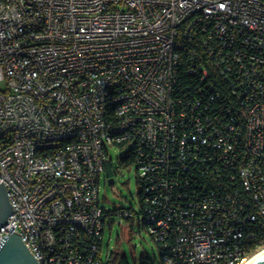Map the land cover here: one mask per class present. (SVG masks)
Instances as JSON below:
<instances>
[{
	"label": "built area",
	"instance_id": "2783aa9c",
	"mask_svg": "<svg viewBox=\"0 0 264 264\" xmlns=\"http://www.w3.org/2000/svg\"><path fill=\"white\" fill-rule=\"evenodd\" d=\"M198 32L239 79L242 155L224 132L232 125L210 136L200 101L190 116L177 109L179 41ZM112 149L119 163L133 156L150 194L147 233L175 236L152 264L246 261V226L264 223V0H0V183L11 208L0 237L13 227L38 264H104L99 187ZM210 163L236 169L251 214L236 197L187 196L184 177Z\"/></svg>",
	"mask_w": 264,
	"mask_h": 264
},
{
	"label": "trees",
	"instance_id": "16d2710c",
	"mask_svg": "<svg viewBox=\"0 0 264 264\" xmlns=\"http://www.w3.org/2000/svg\"><path fill=\"white\" fill-rule=\"evenodd\" d=\"M203 39L204 36L202 33L198 32L194 34L192 40L181 38L179 41L180 46L177 50L179 63L174 98L182 100V104L178 105L177 109L184 107L187 115L190 116L187 110L188 106L194 104L196 101H200L201 106L194 111V114H200L202 123L205 126H209L210 136L214 138L215 130L216 132L222 131L226 125H232L234 128L232 133L227 130H224V132H227L228 138L234 137L237 134L236 140L239 139L240 155H242L244 151V121L240 114L242 100L238 99V93H234L235 86L239 85V79L231 73H227V77H225V74H222V68L217 66V51L208 53L210 47H212L210 46L212 41L203 45ZM203 69L206 70L207 75L206 78L203 77L201 79ZM132 157L131 154H128L125 160H122L120 163L123 165L121 167H130L134 161ZM206 169L208 170L207 172H202L201 168H199L191 176H188V178L187 175L184 177L185 182H182V184L189 183L184 189L190 199H202L209 194H213L219 198L226 196L236 197L240 199V213L248 216L254 211L249 196L241 188L236 169H232L229 166L223 169L221 163L214 165L210 163ZM190 179H192V183ZM137 184L140 186V218L138 219L140 221L138 231L144 230L147 233L145 223L146 217L150 215V210L149 208H144V199L150 194L144 191L142 186L143 182L137 179ZM172 185L175 186L174 184ZM175 187L173 195L176 196V192H179L183 187L180 183ZM114 212L116 211L104 210L106 218L114 215ZM107 224H110V222H107ZM260 224H262L260 227H255V225L246 226L248 232H246L242 239L241 245L248 258L264 248V223L260 222ZM147 234L158 250L159 261L157 263H159L169 255V248L175 244V236L173 232H169L164 240L159 243L154 242L151 234ZM108 257L104 264H127L125 258H119L116 253H110ZM145 264L152 263L147 262Z\"/></svg>",
	"mask_w": 264,
	"mask_h": 264
},
{
	"label": "rangeland",
	"instance_id": "374dc122",
	"mask_svg": "<svg viewBox=\"0 0 264 264\" xmlns=\"http://www.w3.org/2000/svg\"><path fill=\"white\" fill-rule=\"evenodd\" d=\"M111 166L114 170L113 184L101 181L99 197L103 199L102 206L108 211L120 209L131 210L132 220H124L115 215L107 217L102 235V255L116 253L123 257L127 264L153 263L159 261L158 250L144 231H138L137 219L140 218L139 192L137 175L133 166L123 168L119 163V152L109 151Z\"/></svg>",
	"mask_w": 264,
	"mask_h": 264
},
{
	"label": "water",
	"instance_id": "95a60500",
	"mask_svg": "<svg viewBox=\"0 0 264 264\" xmlns=\"http://www.w3.org/2000/svg\"><path fill=\"white\" fill-rule=\"evenodd\" d=\"M105 177L108 185L113 184V172L111 164L105 163ZM11 211L7 191L2 183H0V227ZM13 227L8 229L9 233ZM7 234L0 237V264H38L17 234ZM251 264H264V253L256 258Z\"/></svg>",
	"mask_w": 264,
	"mask_h": 264
},
{
	"label": "bare ground",
	"instance_id": "6f19581e",
	"mask_svg": "<svg viewBox=\"0 0 264 264\" xmlns=\"http://www.w3.org/2000/svg\"><path fill=\"white\" fill-rule=\"evenodd\" d=\"M264 253V248L260 249L258 252L250 256L246 261H244L242 264H251L256 258H258L260 255Z\"/></svg>",
	"mask_w": 264,
	"mask_h": 264
},
{
	"label": "flooded vegetation",
	"instance_id": "af4514ba",
	"mask_svg": "<svg viewBox=\"0 0 264 264\" xmlns=\"http://www.w3.org/2000/svg\"><path fill=\"white\" fill-rule=\"evenodd\" d=\"M115 216H117V211L113 213Z\"/></svg>",
	"mask_w": 264,
	"mask_h": 264
}]
</instances>
